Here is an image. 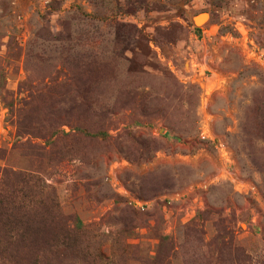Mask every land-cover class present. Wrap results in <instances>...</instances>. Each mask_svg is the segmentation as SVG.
<instances>
[{"label": "rangeland", "instance_id": "1", "mask_svg": "<svg viewBox=\"0 0 264 264\" xmlns=\"http://www.w3.org/2000/svg\"><path fill=\"white\" fill-rule=\"evenodd\" d=\"M0 264H264V0H0Z\"/></svg>", "mask_w": 264, "mask_h": 264}, {"label": "bare ground", "instance_id": "2", "mask_svg": "<svg viewBox=\"0 0 264 264\" xmlns=\"http://www.w3.org/2000/svg\"><path fill=\"white\" fill-rule=\"evenodd\" d=\"M208 16L207 15H203V16H200L198 18L195 19L196 21V25H201L203 22H205L207 20Z\"/></svg>", "mask_w": 264, "mask_h": 264}, {"label": "built area", "instance_id": "3", "mask_svg": "<svg viewBox=\"0 0 264 264\" xmlns=\"http://www.w3.org/2000/svg\"><path fill=\"white\" fill-rule=\"evenodd\" d=\"M206 132H204L203 134H202V137L204 138V139H206L207 138V135L205 134Z\"/></svg>", "mask_w": 264, "mask_h": 264}, {"label": "water", "instance_id": "4", "mask_svg": "<svg viewBox=\"0 0 264 264\" xmlns=\"http://www.w3.org/2000/svg\"><path fill=\"white\" fill-rule=\"evenodd\" d=\"M193 24L196 26V21H195V19H194V21H193Z\"/></svg>", "mask_w": 264, "mask_h": 264}]
</instances>
